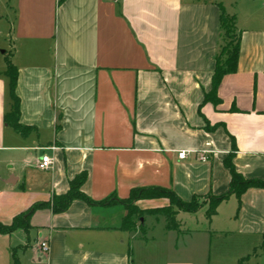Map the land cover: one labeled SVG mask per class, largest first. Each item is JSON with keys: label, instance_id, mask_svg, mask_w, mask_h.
<instances>
[{"label": "crops", "instance_id": "obj_1", "mask_svg": "<svg viewBox=\"0 0 264 264\" xmlns=\"http://www.w3.org/2000/svg\"><path fill=\"white\" fill-rule=\"evenodd\" d=\"M1 2L8 8L4 34L16 69L19 123L32 129L22 136L3 120L11 102L2 65L0 223L64 193L80 171L87 173L81 190L93 201L126 199L131 189L150 186L170 188L183 201L223 194L230 137L235 170L264 181V0ZM217 4L236 16L238 60L217 89L221 103L199 109L220 44ZM203 118L218 125L207 132ZM41 155L51 158L48 170L37 168ZM136 204L149 209L166 202ZM237 207L231 195L210 221L205 207L178 212L179 232L163 226L155 240L146 231L154 228L149 219L160 216H147L144 233L126 231L122 204L73 200L59 214L35 211L27 232L0 234V264L9 257L12 264L13 257L18 264H206L185 258L198 247L183 240L172 245L171 233L203 241L209 233L233 235L234 248H245L264 235V189H248L238 213Z\"/></svg>", "mask_w": 264, "mask_h": 264}, {"label": "trees", "instance_id": "obj_2", "mask_svg": "<svg viewBox=\"0 0 264 264\" xmlns=\"http://www.w3.org/2000/svg\"><path fill=\"white\" fill-rule=\"evenodd\" d=\"M61 1L59 0V2ZM217 6L219 9L220 44L210 77V89L203 94L199 109L206 103L211 104L213 107L221 103V100L217 96V89L225 75L235 72L238 60L241 32L236 27V16L234 13H227L221 4H217ZM3 73L7 78L8 95L11 102L8 111L3 115V120L20 135L26 136L31 132L32 127L19 123V100L14 93L16 69L9 59L5 60ZM229 111L236 112L237 109L232 106ZM203 120V129L207 132L212 131L218 125L214 124L210 126L205 118ZM230 140V150L222 160V165L227 169L229 175V187L223 194L216 196L210 193L200 196L194 195L188 201H183L170 188L150 186L131 189L126 199L116 200L110 196L101 201H93L81 190L87 178V173L86 171H80L68 181V188L64 193L53 194L47 201L33 203L25 212L14 216L9 223H0V234L7 235L17 229L27 232L30 229V217L35 211L50 209L53 214H59L66 211L73 200H80L88 205L96 206H103L114 202L122 204L126 212L122 218L121 228L126 231L134 230V219L139 218L140 215H145L162 217L165 230L178 233L180 228V224L176 218L178 212L193 214L202 207H205V219L210 221L211 217L215 215L218 205L231 195L237 199L238 213L241 195L250 188L264 189V181L259 179H246L235 170L232 159L236 153V146L232 137H230ZM205 198L207 201L203 200ZM151 199H165L167 203L164 206L149 209H138L133 204L139 200ZM138 227L140 228L142 225L140 224ZM13 262L14 264H18L14 257Z\"/></svg>", "mask_w": 264, "mask_h": 264}, {"label": "rangeland", "instance_id": "obj_3", "mask_svg": "<svg viewBox=\"0 0 264 264\" xmlns=\"http://www.w3.org/2000/svg\"><path fill=\"white\" fill-rule=\"evenodd\" d=\"M8 13V8L6 5L1 2L0 3V67L3 65L5 67V60L9 59V48H8V40L4 33H7L8 22L6 20V15ZM4 51V53H2ZM4 72V70H3ZM154 200V199H151ZM158 201H167L165 199H156ZM207 201V199H203ZM136 208L140 209L136 202L133 203ZM190 216V214H189ZM149 217V216H148ZM151 218L157 219V217L150 216ZM159 217V216H158ZM147 218L145 215H140L139 218L134 219V227L139 229L140 232L144 233L145 229H140L138 226L143 224ZM153 222L154 228L153 231H146V237H153L155 240L159 239L161 235V230L164 226V222L162 218H158L157 220L149 219V222ZM192 225H198L195 221L191 222ZM135 230V229H134ZM22 232V231H18ZM170 243L173 245L176 240L178 245L182 242L187 244L188 247L191 245H196L198 248L190 253H184L183 256L187 259H193V261L204 262L206 264H264V237L259 236V240L254 244H248V246L241 247L236 250L234 248L235 239L232 236L228 237L225 235H212L208 234L203 241L202 236H198L197 239L192 238L189 239L188 236H178L175 233H171ZM35 238V232H29V240L33 242ZM211 242V244H210ZM16 257L21 258V252L16 253ZM9 264H12V260L9 257Z\"/></svg>", "mask_w": 264, "mask_h": 264}, {"label": "built area", "instance_id": "obj_4", "mask_svg": "<svg viewBox=\"0 0 264 264\" xmlns=\"http://www.w3.org/2000/svg\"><path fill=\"white\" fill-rule=\"evenodd\" d=\"M178 158H184L185 157V153L184 152H178L177 153ZM206 158L205 156L202 154L199 156V160L200 161H204ZM51 166V158L47 155H41L38 163H37V168L39 170L45 171L48 170ZM39 248L42 252L46 253L48 251V243L47 241H42L39 243Z\"/></svg>", "mask_w": 264, "mask_h": 264}]
</instances>
